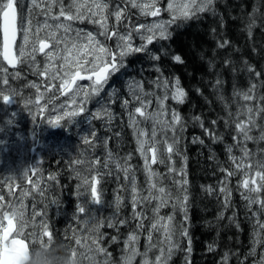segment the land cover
<instances>
[{
    "label": "snow or ice",
    "instance_id": "6c2138e0",
    "mask_svg": "<svg viewBox=\"0 0 264 264\" xmlns=\"http://www.w3.org/2000/svg\"><path fill=\"white\" fill-rule=\"evenodd\" d=\"M215 3L216 0H28L26 6L22 0H0V102L14 104L15 98L20 97L33 121L43 115L47 125L62 128L77 118L90 123L97 120L110 123L114 115L111 105L119 101L127 111V126L136 139L135 151L143 160L142 187L130 164L131 154L114 158L107 151L106 158L101 160L97 158V145L107 150L108 138H100L91 128L83 136L81 152L68 165L78 181L75 196L79 203L75 204L72 215L75 227L70 226L65 232V240L73 245V258L77 249H85L82 258L91 264H134L136 257L141 258L140 264H170L174 252L180 249V239H184L188 244L181 250L185 252V264H191L187 255L192 251L188 228V157L181 150L189 119L179 110L188 101L189 92L179 77L166 74L161 65L165 59L185 63L181 55L170 53V45L166 43L172 38L173 26L200 19L202 13L214 12ZM77 22L93 27H75ZM229 47L227 40L220 39L213 56L217 55L216 49ZM131 59L150 62L155 78L145 81L131 77L126 84V97L119 95L117 89L106 92L110 80L118 73L123 74ZM224 63L229 65L226 71H234L231 61ZM25 65L31 75L44 78L43 90L36 81L24 85L35 90L27 98L14 83L21 79V67ZM214 67L210 60L209 70ZM244 71L249 74L247 88H238L234 77L230 98L220 94L219 74L211 84L224 115L218 113L215 119H207L202 114H192L190 121L202 130L201 136L207 137L211 159H217L212 144L224 147L227 160L220 167L223 180L219 182L218 193L223 196L225 208L231 207L233 190L245 201V208L255 221L252 248L246 255L256 256L257 248L264 247V148L249 149L248 143L264 142V93L257 94L258 86L264 88V69L257 70L245 62ZM145 83L162 94L146 92ZM194 91L204 95L200 88ZM149 96L155 100L154 110ZM90 104L98 107L92 110ZM11 122L8 119L4 123ZM220 128L227 131L231 143L225 142ZM192 142L205 145L201 137H193ZM90 151L92 155L88 156ZM113 169L117 178L125 182L122 190L128 192L131 219L135 221L123 241L124 254L119 260L105 246L101 229L119 231L120 226H128V219L118 216L124 197L118 194L114 204L109 205L115 209L111 218L104 220L95 214V206L103 204L104 177L111 175ZM233 177H240L235 189L229 187ZM58 183V174L50 173L45 178L35 166L0 178V264H27L24 254L30 245L37 240L43 243L55 238L46 211L33 203L28 214L29 205L25 201L30 198L34 202L38 197L43 203ZM165 208L169 211L162 215ZM178 215L182 217L180 220ZM144 232H147V245L141 252L139 238ZM108 240L113 245L119 242L116 235ZM149 253L155 254L150 257ZM227 261L226 254L222 264ZM253 264H264V252Z\"/></svg>",
    "mask_w": 264,
    "mask_h": 264
},
{
    "label": "trees",
    "instance_id": "16d2710c",
    "mask_svg": "<svg viewBox=\"0 0 264 264\" xmlns=\"http://www.w3.org/2000/svg\"><path fill=\"white\" fill-rule=\"evenodd\" d=\"M214 8V12L200 14V19L178 22V27L173 26L172 38L166 43L170 45V53L181 55L185 63L181 65L165 59L164 64L161 65L166 74L179 77L182 86L189 92L188 101L179 106L181 113L189 119L188 128L181 141V150L188 157V216L190 217L188 228L192 251L187 255L191 264H222L226 254L227 264H241L242 261L244 264H253L259 259L258 249L260 247L257 248L256 256L246 255L252 248L255 223L252 214L245 208V201L238 191L233 190L232 192L230 208L222 206L223 196L218 193L219 182L223 180L220 167L227 160L224 147L222 144H212L211 150L217 159H211L209 147L206 146L209 143L208 139L206 136H201L202 130L199 127L192 125L190 117L192 114H202V118L215 119L218 113L224 115L221 104L216 99L217 93L211 87L217 79V74L222 81L220 94L230 98L234 77L238 88L246 89L248 86L249 74L244 71L245 62L257 70L264 69V0H216ZM220 39L227 40L230 47L227 50L216 49L217 55L213 56V49ZM201 56L203 59L200 58ZM210 60L216 65L211 70L208 68ZM224 61H231L233 72L225 70L229 65ZM129 66L133 71L139 66L144 67L141 70L147 73L141 75L145 81L155 78L150 62L147 60L131 59ZM137 75L140 74L135 76ZM37 79L40 80V78ZM256 82L259 85V81ZM116 85L120 87L122 83L117 81ZM195 88H200L204 95L195 92ZM260 93H264V88L258 86L257 94ZM166 103L174 105L172 101H166ZM111 108L115 110V118L110 123L107 121L104 123L108 146L120 158L131 154V160H136L135 166L138 170L134 166L132 168L135 170L136 178L140 180L143 166L141 160L135 156L137 145L133 130L127 126V111L121 108L119 101L113 103ZM220 131L225 135V142L231 143L232 140L228 137L227 131L223 128H220ZM254 134L258 135V133ZM193 137H201L205 140V145L193 143ZM248 148L253 150L264 148V142L259 145L249 142ZM53 168L58 173L59 183L52 188V197L58 200V203H51L48 208L55 238L61 239L63 214L64 212L65 214L71 213L74 207L73 178L69 172H67L68 176L64 173L65 170L61 165ZM102 170L108 171L107 169ZM239 179L240 177H233L232 186L229 184V187L235 189ZM124 183L123 179L117 178L115 169L111 175H105L103 203L111 202L112 197L119 193L118 189L122 192ZM208 188H212L213 191H206ZM126 193L123 195L126 196ZM129 208L130 206L128 207V203L125 202L121 211L126 214L123 216L129 219L128 225L133 227L135 223L130 220L132 210L128 211ZM166 212L168 211L165 209L161 210L162 214ZM221 212H223V218H221ZM148 215L151 213L149 212ZM233 217L235 222H232ZM181 218L177 216V220ZM237 224L239 227L236 226ZM105 229L108 232L112 231V228H102V230ZM153 242L155 243V238ZM187 244V240L180 239V249L174 252L170 264H185V252L181 249H184ZM209 246L212 247V251H209ZM154 254L151 253V257Z\"/></svg>",
    "mask_w": 264,
    "mask_h": 264
},
{
    "label": "rangeland",
    "instance_id": "374dc122",
    "mask_svg": "<svg viewBox=\"0 0 264 264\" xmlns=\"http://www.w3.org/2000/svg\"><path fill=\"white\" fill-rule=\"evenodd\" d=\"M22 2L28 6V0H22ZM148 19H152V18H148ZM75 27H81V28H86V29H91L93 26L90 24H79L78 22L74 25ZM137 70H134L128 66L127 70L125 72H123V74H117L115 75L109 82V85L106 86L105 91H110L112 89H117L119 94L121 96L126 97V84L129 81V79L131 77H135V79L140 80L141 78L144 79V77L141 75L142 73H147V71L145 72V70H141L144 67H137ZM136 74H140L135 76ZM36 76L31 75L30 70L28 69V67L22 66L21 67V79L19 81L14 82L15 86L18 88L19 91H21L24 94V97L27 98L31 93H33L35 90H30L24 87V85L28 82L31 81H36L38 83H41V90H43V77H40V80L35 78ZM145 80V79H144ZM117 81L121 82L122 85L120 87H118ZM145 91L146 92H156L157 94H162L161 90L154 88L153 86L148 85L147 83H145ZM16 99V103L14 104H10V105H3L2 102H0V125L3 127L0 129V161H3V163L6 165V169L4 172V177L6 176H10V175H15L14 174V169H15V165L18 162V160L21 158H24L25 155H29V148L28 150L26 149V142L24 141V137L25 135L21 134L18 131H15L14 128H11L12 124H15L14 121V117L16 114V106H19V110H23L26 111L25 113H29L27 112L28 110H25L23 107V100L19 97V98H15ZM148 99H153V109L155 108V100L153 97L149 96ZM96 107H98L96 105ZM33 110V109H32ZM113 119L115 118V110L113 109ZM12 112H15V114H13ZM8 119H11V123L10 124H6L4 123L5 121H7ZM128 119V116H127ZM105 121V120H104ZM104 121H99L97 120L96 123L94 121H92V123H90L87 119H81L80 118V122H74V128L72 130H68V131H64L60 136L55 137L54 135H50L49 131H44L42 133V137H47L49 139V143L53 142L55 147L57 146L58 149H61V146L64 147V151L63 154L66 156L65 158H67L68 161V165H69V160L71 159H75L79 153L81 152L82 148H83V143H82V138L83 136L88 135L89 129H93L96 134L104 139L107 138V134L105 133L106 130V125L104 124ZM77 124H79L77 126ZM35 133V132H34ZM32 133V135L34 134ZM135 137V136H134ZM63 138V139H62ZM136 140V139H135ZM28 151V152H27ZM107 151H111L113 153V157L114 158H120L119 156H116L115 153L110 149V147L108 146V140H107V150L103 149L102 146L97 145V149H96V153H97V158L103 160L106 158V152ZM88 156H91L92 153L91 151L87 154ZM139 160H141V165L143 166V160L140 158L139 153L137 152L135 155ZM135 161L136 160H131L130 164L131 166H134L137 169V167L135 166ZM140 165V164H139ZM59 166V165H58ZM140 167V166H139ZM18 166L16 165V170H17ZM15 170V172H16ZM68 172L69 175L73 178V185H72V189H73V197H74V206L76 203H79V201L76 199L75 196V189H76V185L78 183V181L75 179V174L74 172L71 170V168L68 166ZM144 174L142 172V178L139 180L137 179V183L138 185L143 187V182H144ZM231 182H233L231 180ZM230 182V185L232 186V183ZM115 189L112 191L114 193ZM111 192V191H110ZM126 191L119 192L117 194H115L112 199L111 202L105 204L103 203L102 205L99 206H95L96 207V212L95 214L97 215L98 218L107 220L108 218H111L115 212L114 207H109V205L114 204V199L115 197L119 194L122 197H124V203H128V207L130 206L128 211H131V204L129 203V197H128V192L126 193V196H124L123 194H125ZM53 196V194H52ZM51 196V200L53 199V197ZM39 199V198H38ZM37 200V199H36ZM32 206V205H31ZM66 209V205L64 207ZM75 208V207H74ZM74 208L72 210H74ZM166 211H169V209L165 208ZM31 212V207H28V214H30ZM162 214V213H161ZM64 217L61 221L62 225H61V231L60 234L61 235V239L65 240V232L69 229V227H75V224L72 221V215H73V211L70 213L65 214L64 212ZM123 215H126L124 213H122V211L120 210L118 216L119 218H125ZM163 215V214H162ZM59 216V215H56ZM130 215V220L131 219ZM129 220V219H128ZM49 223L51 224L52 227V218L51 221H49ZM135 223V221H134ZM64 224V225H63ZM132 226L128 225V226H120L119 231H117V229H113L111 233L105 229L101 231L105 234V241L106 244L105 246L108 248V250L113 254L114 259L119 260V258L124 254L123 253V249H124V244L123 241L126 239L127 234L132 230V228H130ZM107 228V227H106ZM71 233L69 232V235ZM116 235L118 236V240L119 242L115 245L111 244V242L108 240V237ZM147 232H144L140 235L139 238V250L141 252L144 251L145 247H146V242H147ZM66 241V240H65ZM39 245H42L43 243H41L39 240L36 241ZM36 246V245H35ZM111 247L113 249H111ZM264 252V248L260 247L258 249V255ZM149 256L151 257V253H149ZM140 257H136L134 264H140Z\"/></svg>",
    "mask_w": 264,
    "mask_h": 264
},
{
    "label": "flooded vegetation",
    "instance_id": "af4514ba",
    "mask_svg": "<svg viewBox=\"0 0 264 264\" xmlns=\"http://www.w3.org/2000/svg\"><path fill=\"white\" fill-rule=\"evenodd\" d=\"M89 108L95 110L96 105L90 104ZM32 111H35V109H33ZM25 112L26 111L23 110L20 111L19 106L17 105L16 114L15 116H13L15 124L11 125V128H14L15 131H18L21 134L25 135V146L27 150L29 148V155H25V157L22 159L20 158L16 163L18 168L16 170L15 165L14 174L16 175L19 172L32 169L35 166L43 173L44 177L46 178L50 173L58 174L53 167H56V165H61L65 170L64 173L68 176V161L67 158H65L66 156L63 154L64 147L61 146V149H58L57 146L55 147L53 142L49 143V139L47 137H42V133L44 131H49L50 135H54L55 137L60 136L64 131L72 130L75 125L74 122H80V118H77L73 123L65 125L62 128H52L51 126L47 125L43 115H41L36 121H33L31 115ZM94 122L96 123V121ZM78 125L79 124H77V126ZM1 128L3 127L0 125V129ZM32 133L34 134L32 135ZM5 169L6 165L3 163V161H0V178L4 177ZM25 186H27L26 181ZM4 191L6 193L7 189H5ZM16 191L17 194H19V189H16ZM52 194L53 193L51 189L48 192V199L43 203L40 201V199H38V197L34 202L29 198L25 201V203L28 204L29 207H31V205L35 203L38 209H43L44 211H46L48 220L51 221L48 207L51 205ZM12 202L15 203L16 201L13 199ZM33 246L35 250V248L39 247L40 245L38 246V244H34Z\"/></svg>",
    "mask_w": 264,
    "mask_h": 264
},
{
    "label": "clouds",
    "instance_id": "9594fccd",
    "mask_svg": "<svg viewBox=\"0 0 264 264\" xmlns=\"http://www.w3.org/2000/svg\"><path fill=\"white\" fill-rule=\"evenodd\" d=\"M73 245L70 241L54 238L51 242L45 240L42 245L36 247L30 245L28 264H91L82 258L85 249H77V256L72 257Z\"/></svg>",
    "mask_w": 264,
    "mask_h": 264
},
{
    "label": "water",
    "instance_id": "95a60500",
    "mask_svg": "<svg viewBox=\"0 0 264 264\" xmlns=\"http://www.w3.org/2000/svg\"><path fill=\"white\" fill-rule=\"evenodd\" d=\"M11 69V68H10ZM24 260L28 262L30 260L29 251L26 249L24 254Z\"/></svg>",
    "mask_w": 264,
    "mask_h": 264
},
{
    "label": "bare ground",
    "instance_id": "6f19581e",
    "mask_svg": "<svg viewBox=\"0 0 264 264\" xmlns=\"http://www.w3.org/2000/svg\"><path fill=\"white\" fill-rule=\"evenodd\" d=\"M74 203H75V201H74ZM72 205H73V204H72ZM74 207H75V206H74ZM74 207H73V208H74ZM70 208H71V207H70ZM67 215H68V214H67ZM53 218H54V217H53ZM63 225H64V224H63ZM110 230H111V229H110ZM114 230H115V229H114ZM107 231H108V230H107ZM108 233H109V232H108ZM111 233H114V232H111ZM109 234H110V233H109ZM110 235H111V234H110Z\"/></svg>",
    "mask_w": 264,
    "mask_h": 264
}]
</instances>
